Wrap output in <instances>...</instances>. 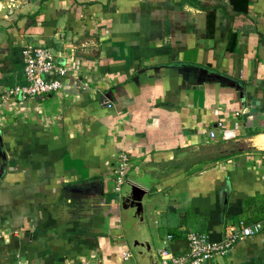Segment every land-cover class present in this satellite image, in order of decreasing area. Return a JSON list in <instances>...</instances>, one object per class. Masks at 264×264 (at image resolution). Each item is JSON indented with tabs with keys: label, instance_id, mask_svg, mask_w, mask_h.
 <instances>
[{
	"label": "crops",
	"instance_id": "0c3cea01",
	"mask_svg": "<svg viewBox=\"0 0 264 264\" xmlns=\"http://www.w3.org/2000/svg\"><path fill=\"white\" fill-rule=\"evenodd\" d=\"M10 1L0 93L23 83L26 46L67 72L62 93L0 110V264H120V150L155 167L153 247L181 252L187 229L219 241L225 224L264 217V150L249 148L264 133V0L244 16L228 0ZM204 264H264V228Z\"/></svg>",
	"mask_w": 264,
	"mask_h": 264
},
{
	"label": "built area",
	"instance_id": "2783aa9c",
	"mask_svg": "<svg viewBox=\"0 0 264 264\" xmlns=\"http://www.w3.org/2000/svg\"><path fill=\"white\" fill-rule=\"evenodd\" d=\"M13 1H10V4ZM22 54L23 83L5 88L0 93V110L10 100H25L30 97L62 93L64 89L63 77L67 67L57 62L49 48L43 46H26ZM81 88H87L86 83ZM1 113V112H0ZM212 131L209 135L212 136ZM130 155L127 150H120L116 162L110 170L111 190L118 199L119 192L128 171L131 169ZM264 228V217L245 223L238 220L236 223L224 225L223 237L219 241H210L203 232L187 229L183 233L185 249L181 252H171L166 246L156 250L160 264H204L210 258L226 253L237 241L259 233ZM172 235L166 234L164 242L171 240ZM133 262L132 253L128 248L118 255L120 264ZM91 264H103L95 262ZM130 264V263H129Z\"/></svg>",
	"mask_w": 264,
	"mask_h": 264
},
{
	"label": "water",
	"instance_id": "95a60500",
	"mask_svg": "<svg viewBox=\"0 0 264 264\" xmlns=\"http://www.w3.org/2000/svg\"><path fill=\"white\" fill-rule=\"evenodd\" d=\"M254 102L248 103L250 111L261 110L253 106ZM259 134L264 133H256L249 137V148L264 150V147L253 142V138ZM185 154H187L186 151L181 153V155ZM154 168L143 163L132 166L122 183L118 197L122 234L136 264H160L150 239L143 207L144 200L150 190V184L156 182V179L150 177L146 171Z\"/></svg>",
	"mask_w": 264,
	"mask_h": 264
},
{
	"label": "trees",
	"instance_id": "16d2710c",
	"mask_svg": "<svg viewBox=\"0 0 264 264\" xmlns=\"http://www.w3.org/2000/svg\"><path fill=\"white\" fill-rule=\"evenodd\" d=\"M191 3L193 4H197L198 6H200V3L197 2L196 0H189ZM248 0H228V3L231 6V10L235 13V14H240V15H245L246 12V4H247ZM233 36V35H232ZM234 41V36L231 38ZM229 51L232 52V47H230L225 54H229Z\"/></svg>",
	"mask_w": 264,
	"mask_h": 264
},
{
	"label": "bare ground",
	"instance_id": "6f19581e",
	"mask_svg": "<svg viewBox=\"0 0 264 264\" xmlns=\"http://www.w3.org/2000/svg\"><path fill=\"white\" fill-rule=\"evenodd\" d=\"M264 134L262 135H258L256 137L253 138V142L258 145L264 146Z\"/></svg>",
	"mask_w": 264,
	"mask_h": 264
},
{
	"label": "rangeland",
	"instance_id": "374dc122",
	"mask_svg": "<svg viewBox=\"0 0 264 264\" xmlns=\"http://www.w3.org/2000/svg\"><path fill=\"white\" fill-rule=\"evenodd\" d=\"M131 164H132V163H131ZM130 166L132 167V166H134V165H130ZM113 194H114V193H113ZM148 223H149V228L152 229V227H153L152 222H149V221H148ZM122 239H123V238H122ZM122 239H119L120 243L122 242ZM159 246H160V245H159L157 242H154V247H153V248H154L155 252H156V250H157L158 248H160ZM133 258H134V257H133ZM133 262H134V264H136V261H135V260H134Z\"/></svg>",
	"mask_w": 264,
	"mask_h": 264
}]
</instances>
